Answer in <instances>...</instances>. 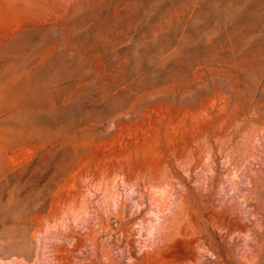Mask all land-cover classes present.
Masks as SVG:
<instances>
[{
	"label": "rangeland",
	"instance_id": "374dc122",
	"mask_svg": "<svg viewBox=\"0 0 264 264\" xmlns=\"http://www.w3.org/2000/svg\"><path fill=\"white\" fill-rule=\"evenodd\" d=\"M0 264H264V0H0Z\"/></svg>",
	"mask_w": 264,
	"mask_h": 264
}]
</instances>
